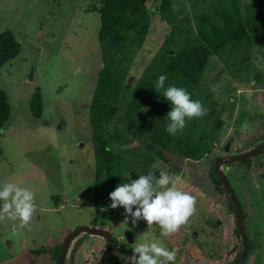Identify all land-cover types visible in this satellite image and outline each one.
Here are the masks:
<instances>
[{
    "label": "rangeland",
    "instance_id": "obj_1",
    "mask_svg": "<svg viewBox=\"0 0 264 264\" xmlns=\"http://www.w3.org/2000/svg\"><path fill=\"white\" fill-rule=\"evenodd\" d=\"M182 2L191 11L192 0ZM95 7L92 0H0V33L11 30L21 44L17 58L0 70V90L11 105L10 119L0 130V183L30 188L37 204L33 220L23 229L19 221L0 222V264H50L53 250L81 227L109 230L118 238L113 264H131L133 244L141 239H158L176 249V264H231L241 251L240 242L229 202L210 178L211 167L220 157L244 154L264 142V83L256 79L257 72L251 71L250 79L239 74L244 70L239 55L246 51L227 60L212 57L199 91L205 104L216 106L223 122L216 148L201 161L166 149L162 153L168 161L149 154L126 133L125 116L132 88L169 34L167 24L153 17L152 32L131 66L116 121L108 125V139L121 158L123 183L149 172L158 177L162 169L179 174L182 187L197 197V212L168 237L161 235L158 225L149 228L142 219L133 224L129 218L123 225L125 209L111 208L112 202L98 195L96 184L89 112L103 64L98 41L101 18ZM247 52L249 64L264 77L263 52ZM38 89L44 103L41 119L33 118L30 110ZM208 123L210 128L215 122ZM250 159L251 165L236 162L224 166L223 172L248 214L246 232L255 243L244 264H264V154ZM157 161L159 167H153ZM127 231L134 233V243L125 238ZM42 249L46 254H37ZM105 249L103 238L83 233L72 243L66 264H95Z\"/></svg>",
    "mask_w": 264,
    "mask_h": 264
},
{
    "label": "trees",
    "instance_id": "obj_2",
    "mask_svg": "<svg viewBox=\"0 0 264 264\" xmlns=\"http://www.w3.org/2000/svg\"><path fill=\"white\" fill-rule=\"evenodd\" d=\"M92 1L96 4L94 11L101 18L98 41L103 66L90 105L89 120L94 133L98 195L110 200L109 194L124 180L120 178L119 172L123 168L121 158L110 147L107 128L116 121L118 105L128 82L131 66L152 32L153 17L156 16L167 24L169 34H166L160 51L144 70L138 84L132 88L134 94L126 110L125 131L150 151L149 154L162 160L168 161L162 153V149H166L189 161H201L216 148L223 127L222 120L216 114V106L205 104L207 102H203L199 91L210 59L220 57L227 60L235 52L246 51L245 55H239L243 60L239 64L244 68L243 71L239 70V74L245 73L250 79V72H257L256 79L259 83H264V77L256 70L255 64H249L252 61L247 52L255 49L263 52L264 56V0H192L191 11L185 9L183 0ZM20 52L21 44L14 33L11 30L1 32L0 70L17 58ZM160 75H165L167 80L164 88L157 90ZM170 85L186 89L193 100L201 101L207 109V114L203 117L186 118V127L175 135L166 131L170 123L167 115L172 108L171 102L162 99ZM143 108L147 111H142ZM30 110L33 118L43 117L44 103L40 89L31 98ZM10 116L11 105L6 93L0 90V130L7 124ZM212 119L215 123L208 128V122ZM202 123L205 127H202ZM115 139L119 140V137ZM263 154L264 150L255 156ZM216 160L212 162L210 178L214 181L216 190L225 195L229 202L234 214L235 234L240 242L241 251L231 262L234 264L243 250V242L237 228L235 205L214 171ZM241 163L251 165L252 160ZM59 201L60 198L57 203ZM247 217L248 214L244 212L245 232ZM246 236L249 251L242 264L248 261L255 250V243L250 240L247 232ZM61 247L62 244L53 250L55 264ZM43 253H46L45 249L37 251V254ZM98 260L99 257L95 264ZM105 264H113L111 255Z\"/></svg>",
    "mask_w": 264,
    "mask_h": 264
},
{
    "label": "clouds",
    "instance_id": "obj_3",
    "mask_svg": "<svg viewBox=\"0 0 264 264\" xmlns=\"http://www.w3.org/2000/svg\"><path fill=\"white\" fill-rule=\"evenodd\" d=\"M166 80L165 75H160L156 89L164 88ZM163 96L172 105L167 115L170 123L166 128L170 135L186 127V118L207 114L203 103L193 100L184 88L170 85ZM160 163L157 161L153 167H159ZM182 184L181 175H171L165 169L159 172L158 177L152 172L140 174L138 179L130 178L129 182L118 185L109 194L112 201L110 207L116 209L122 206L125 209L126 216L121 224L128 225L129 218L133 224L142 219L149 228L158 225L161 235L168 237L187 225L197 212V197L185 190ZM36 212L35 193L30 188L11 181L0 183V222L19 221L18 227L23 229L30 225ZM132 250L131 264H176V249L170 250L158 239L135 241Z\"/></svg>",
    "mask_w": 264,
    "mask_h": 264
},
{
    "label": "water",
    "instance_id": "obj_4",
    "mask_svg": "<svg viewBox=\"0 0 264 264\" xmlns=\"http://www.w3.org/2000/svg\"><path fill=\"white\" fill-rule=\"evenodd\" d=\"M163 100L167 99L166 97L162 98ZM264 150V142L260 145H258L255 149L246 152L244 154H239V155H232L228 159L225 157H220L215 161L214 165V171L220 181L222 182L223 187L226 189L227 193L229 194L230 198L232 199L235 209H236V216H237V228L239 231V234L242 238L243 242V250L240 253L237 261L234 264H242L245 260V257L249 251V245H248V240L246 236V232L244 229V211L243 207L240 203V200L238 199V196L234 189L232 188L229 180L227 179L225 173L222 170V166H228L230 167L232 164L236 162H243L246 161L255 155L259 154L261 151ZM86 233L92 236H97L101 237L106 241V249L105 252L102 254L101 258L98 261V264H105L108 257L112 254L113 252V247L115 246V241L119 242L118 238H115V236L112 234L111 231L109 230H99L96 228H89V227H81L75 230L74 232L70 233L64 240L61 250H60V255L58 259L57 264H66V260L68 257V253L70 250V247L74 240L81 234ZM125 238L127 241L134 243L135 241V235L132 232L127 231L125 233ZM123 241V240H122ZM74 255L76 256L77 250H74Z\"/></svg>",
    "mask_w": 264,
    "mask_h": 264
},
{
    "label": "crops",
    "instance_id": "obj_5",
    "mask_svg": "<svg viewBox=\"0 0 264 264\" xmlns=\"http://www.w3.org/2000/svg\"><path fill=\"white\" fill-rule=\"evenodd\" d=\"M38 251H39V250H38ZM47 253H48V252H47ZM43 254H44V253H43ZM45 254H46V253H45ZM50 259H51L50 264H53V262H54L53 260H54V259H53L52 254H50Z\"/></svg>",
    "mask_w": 264,
    "mask_h": 264
},
{
    "label": "flooded vegetation",
    "instance_id": "obj_6",
    "mask_svg": "<svg viewBox=\"0 0 264 264\" xmlns=\"http://www.w3.org/2000/svg\"><path fill=\"white\" fill-rule=\"evenodd\" d=\"M229 155H230V154H229ZM229 155H228V156H225V158L228 159V158L230 157ZM223 167H224V165L222 166V170H223ZM115 246H116V244H115ZM117 247H118V246H117Z\"/></svg>",
    "mask_w": 264,
    "mask_h": 264
}]
</instances>
